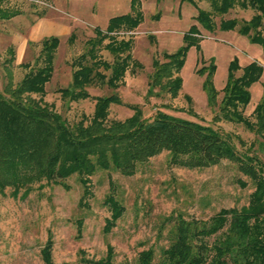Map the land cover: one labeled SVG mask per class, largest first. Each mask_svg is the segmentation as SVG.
Masks as SVG:
<instances>
[{
  "label": "rangeland",
  "instance_id": "1",
  "mask_svg": "<svg viewBox=\"0 0 264 264\" xmlns=\"http://www.w3.org/2000/svg\"><path fill=\"white\" fill-rule=\"evenodd\" d=\"M195 1L200 8L214 12L213 0ZM2 5L7 12L18 10L22 14L11 20L0 18V91H4L10 75L17 84L30 70L44 65L43 39L28 43L22 55L18 54L17 44L33 34L38 21L50 20L66 31L61 30L58 35L60 43L53 50L54 72L46 84L43 99L71 124L91 119L97 96L117 92L122 103L110 107L109 121L125 120L133 115L131 105H139L145 117H153L161 109L231 134L238 152L259 155L264 161V138L243 123L221 117L219 107L212 108L208 103L203 88L206 75L198 73L209 60H215L214 84L220 103L231 62L238 59L245 66L256 60L264 67L263 47L237 30L208 32L197 23L198 12L192 3L182 0H2ZM138 10L144 13L143 22L134 30L118 33L120 39L131 40L132 59L124 83L115 91L107 86L91 87L88 99L63 98L59 89L71 84L76 69L73 62L86 51L87 41L95 36V28L105 30L111 17ZM255 13L252 8L236 4L225 15L215 14V20H249ZM194 24L200 29V47L194 45L187 52L180 73L181 90L176 95L164 93L147 98L154 60L163 62L165 53L176 52L185 45V35ZM108 41L102 45L100 55L113 62L114 54L106 48ZM241 73L240 70L238 75ZM251 93L249 105L239 109L254 122V110L264 94V72L252 85ZM32 96L41 97L40 94ZM66 183L68 188L47 179L33 178L19 186L0 184V264H46L42 250L49 240L53 241L54 264H89L90 260H102L109 246L113 248L115 264L133 263L141 251L150 248L158 258L170 243L171 223L166 218L183 214L186 218L207 220L222 208L248 206L255 190L254 182L239 169L237 162L222 159L212 166L188 168L172 163L169 150L139 163L132 175L115 169H98L88 176L86 184L77 174ZM110 195L122 203L125 211L111 231L106 232V220L112 214L106 201Z\"/></svg>",
  "mask_w": 264,
  "mask_h": 264
},
{
  "label": "trees",
  "instance_id": "2",
  "mask_svg": "<svg viewBox=\"0 0 264 264\" xmlns=\"http://www.w3.org/2000/svg\"><path fill=\"white\" fill-rule=\"evenodd\" d=\"M186 1L196 7L195 19L208 32L237 30L251 42L260 44L264 51V0H213L214 12L200 8L195 0H182ZM236 4L252 8L256 13L249 20H215V14L225 15ZM144 18V13L138 10L111 17L105 30L96 27L95 36L87 41L86 51L73 62L76 69L71 84L59 89L63 98L88 99L91 87L117 90L124 83L132 59L131 40L120 39L118 33L136 29ZM199 35L197 24L192 25L185 35V45L176 52L165 53L163 62L154 60L147 98L178 94L183 85L180 73L187 52L194 45L200 47ZM74 37L72 34L70 38ZM106 39H109L106 48L114 54L113 62L100 55ZM59 43L58 36L45 38L42 41L44 65L30 70L17 84L10 75L4 91H0V184L19 186L33 178H42L68 188L69 177L77 174L86 184L88 176L98 169H115L132 175L139 163L163 150L170 151L172 163L188 168L208 167L228 159L237 162L239 169L255 184L248 206L222 208L207 220L171 215L166 218L171 223L170 243L161 255L157 258L150 248L141 251L135 262L126 264H264V161L261 157L238 152L231 134L161 109L153 117H145L139 105H131L133 115L125 120L109 121L110 107L122 103L117 92L97 96L91 119L71 124L43 99L46 84L54 72L53 50ZM240 70L242 73L238 75ZM263 72V65L256 60L241 66L234 59L219 103L214 84L215 60H209V64L198 70L206 75L203 88L209 105L218 106L221 117L243 123L262 138L264 94L254 110L256 121L246 118L239 107L249 105L251 87ZM32 94L41 97L37 99ZM106 201L112 214L106 220L105 231L110 232L125 208L113 195ZM79 224L81 227L82 219ZM52 245L53 241L49 240L42 250L46 264H54ZM88 263L115 264L113 248L109 246L104 259Z\"/></svg>",
  "mask_w": 264,
  "mask_h": 264
},
{
  "label": "crops",
  "instance_id": "3",
  "mask_svg": "<svg viewBox=\"0 0 264 264\" xmlns=\"http://www.w3.org/2000/svg\"><path fill=\"white\" fill-rule=\"evenodd\" d=\"M0 11L4 14H0V18L2 20H11L18 16H20L22 13L18 10H10V12H7L8 10H4V6L2 5V0H0ZM0 12V13H1ZM61 26H58L56 23L51 22L50 20L45 21H38L37 25L33 28V34L30 37H23L20 41L18 46V54L22 55L28 45L31 41H38L41 39H45L51 36H58L61 32ZM62 31H66L65 28H63ZM42 40V41H43Z\"/></svg>",
  "mask_w": 264,
  "mask_h": 264
}]
</instances>
